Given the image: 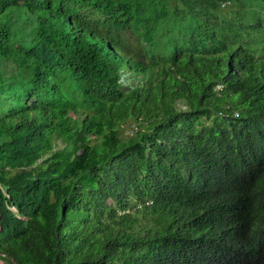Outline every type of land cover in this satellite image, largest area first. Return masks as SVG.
I'll return each instance as SVG.
<instances>
[{"label": "trees", "instance_id": "trees-1", "mask_svg": "<svg viewBox=\"0 0 264 264\" xmlns=\"http://www.w3.org/2000/svg\"><path fill=\"white\" fill-rule=\"evenodd\" d=\"M0 260L264 264V0H0Z\"/></svg>", "mask_w": 264, "mask_h": 264}, {"label": "rangeland", "instance_id": "rangeland-1", "mask_svg": "<svg viewBox=\"0 0 264 264\" xmlns=\"http://www.w3.org/2000/svg\"><path fill=\"white\" fill-rule=\"evenodd\" d=\"M228 8V6H227ZM136 124L133 125L135 127ZM124 130L123 135H129L127 131H132L133 128H127ZM52 194L51 184H42L35 186L29 190H24L20 192H14L9 197L16 203L12 206V209L17 212L18 206L20 205L23 214H18L15 221L21 224L23 220H27L30 216H35L39 210L50 200ZM9 195V194H8ZM22 228V227H21ZM0 264H8L3 260H0Z\"/></svg>", "mask_w": 264, "mask_h": 264}, {"label": "built area", "instance_id": "built-area-1", "mask_svg": "<svg viewBox=\"0 0 264 264\" xmlns=\"http://www.w3.org/2000/svg\"><path fill=\"white\" fill-rule=\"evenodd\" d=\"M223 5H225V4H223ZM126 130H128V129H126ZM127 133L129 134V135H132L133 134V130L130 132V131H127Z\"/></svg>", "mask_w": 264, "mask_h": 264}]
</instances>
